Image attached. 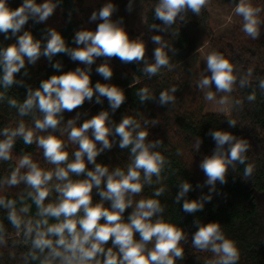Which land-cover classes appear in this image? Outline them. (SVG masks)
Wrapping results in <instances>:
<instances>
[{"label": "trees", "instance_id": "1", "mask_svg": "<svg viewBox=\"0 0 264 264\" xmlns=\"http://www.w3.org/2000/svg\"><path fill=\"white\" fill-rule=\"evenodd\" d=\"M116 12L115 18L125 26L141 27L149 36L159 35L164 45L171 69L162 67L156 75L149 76L143 71L147 64L154 60L152 44L145 49V55L140 61L123 62L119 57L101 56L102 64H107L112 76L105 79L96 69L99 64L93 60L91 65L78 60H73L67 52H59L51 58L43 54L49 39V29H53L47 20L37 21L30 17L26 24L16 35L0 33V48L16 44L18 37L25 31L33 34L35 40L41 44V55L34 63H30L25 57V65L14 74V83L8 87L0 84V129H14L23 123L26 129H32L34 139L31 144H25L22 136H17L11 152V158L0 161V178H7L17 166L18 160L23 155H29L40 167L47 170L50 164L43 155V148L36 143V137L52 134L64 142V150L69 153V161L74 159V150L65 142L62 128L69 120L75 122V126H81L86 120L91 119L101 111L109 113L106 124H111L112 133H109L110 148L99 151L95 163L106 166L109 172L115 169L127 171L132 163L131 145L121 148V137L115 133V127L125 117L131 118L139 128L136 131L145 130L148 136L145 143H152V151L161 152L165 156L166 163L159 177L155 174L150 182H146L141 171L140 182L142 191L132 195L133 204L125 209L122 219L127 222L129 215L139 199H156L160 202L162 211L152 217V221L162 219L182 230L183 237L187 234L193 236L202 224L215 222L220 225L225 237L232 240L238 250L239 259L236 264H264V89L260 87V80H264V23L260 26V35L253 40L241 29L240 24L231 31L217 34L214 32L212 17L206 6L199 14L187 10L182 13L172 25H166L155 18L154 8L158 0H111ZM223 3L236 6L239 0H221ZM23 0H9L11 8L18 7ZM42 3L43 0H36ZM56 4L55 12L61 11L63 21L57 28L65 40L68 49L82 48L83 44L75 42V34L79 29L77 19L78 8L82 6V0H53ZM254 7H260L259 19L264 21V0L252 3ZM153 41V40H152ZM151 41V42H152ZM205 44L219 51L234 65V74L237 77L233 84L231 117L217 113L206 114L205 101L201 89L198 87L200 79L197 70L199 60L198 51ZM59 64L56 68L54 65ZM77 67L90 75V86L101 83L118 87L125 96L122 104L115 110L110 106L108 98L100 96L94 91V95L72 110H63L57 113L59 123L55 128L39 130L35 128V121L43 119L44 113L38 107H33L26 115L18 111L29 95L30 91L40 88L41 82L53 75H60L73 71ZM253 69L248 76V69ZM2 75V69H0ZM245 78L247 83L240 85V79ZM175 87L176 91L171 92ZM147 88L150 99L141 101L139 92ZM168 90L174 100L167 104L159 102L160 92ZM255 95L254 100H248L249 95ZM15 100L16 106L10 101ZM240 103H236V101ZM235 120L234 126L229 124ZM132 127L131 125L129 126ZM215 130L226 131L237 140H245L248 149L243 154L245 161H239L228 166L225 174V182L219 180L214 185L207 183V176L200 167L202 160L210 156L216 148V142L211 132ZM90 139L92 129L87 130ZM4 137L0 135V139ZM96 147L102 148V142L96 141ZM225 149L228 145L226 144ZM63 162L66 165L67 162ZM86 170H94L95 163H88L85 156ZM251 165L252 173L244 175V169ZM21 174L27 171L21 169ZM73 180L86 179V173L71 174ZM106 177L102 180L100 189L105 188ZM182 182L190 184L189 191L177 201ZM49 187V185H48ZM55 189V188H54ZM160 190L161 194L155 193ZM1 196L17 201L16 208L29 206L26 214H20L25 218H37V207L28 192L32 189L21 182L17 185L0 186ZM59 194H49L45 203L55 202ZM92 203H103L105 207H111V201L105 200L94 186L91 192ZM23 197V200L20 198ZM185 200H198L203 202V208L189 213L183 210ZM8 209L0 207V223L5 228V244L0 245V264H40L39 260H32L28 256L31 243L25 241L23 234H16L15 228L7 218ZM82 213H78L80 215ZM56 218H49V223H56ZM104 223V218H101ZM134 238L139 240V233H134ZM148 242L147 248L153 247ZM113 247L111 239L106 242L105 248ZM47 251V250H46ZM118 251V248H114ZM39 254V250H36ZM214 253L210 250L196 249L183 251V256L175 258L174 264H208Z\"/></svg>", "mask_w": 264, "mask_h": 264}, {"label": "clouds", "instance_id": "2", "mask_svg": "<svg viewBox=\"0 0 264 264\" xmlns=\"http://www.w3.org/2000/svg\"><path fill=\"white\" fill-rule=\"evenodd\" d=\"M208 0H158L154 8L155 18L163 21L166 25H172L178 16L191 10L199 14ZM56 4L53 0H23L15 8L9 6V0H0V33L16 35L26 24L30 17L37 21H44L53 14ZM114 5L106 3L98 11L91 14V20L100 19L95 31L81 30L75 34V42L83 44L82 48L68 49L62 35L55 29H49V39L43 54L51 58L59 52H67L73 60L91 65L94 57L107 56L119 57L123 62L133 60L140 61L145 55V44L139 40H130L123 27L111 19ZM260 7H254L251 0H239L234 8V13L243 19L242 31L255 40L260 35V26L264 21L259 19ZM155 43H160L159 35L153 36ZM164 45L155 48L152 64H147L143 71L149 76L156 75L162 67L171 69L169 58L164 51ZM41 55V44L35 40L29 31L23 32L18 37V42L0 48V84L8 87L14 83V74L19 72L25 65V57L30 63H34ZM207 69L210 76H202L198 80V87L208 89L215 84L217 92H231L237 77L234 74V65L225 55L219 51H211L207 57ZM54 67L59 68L56 64ZM96 71L105 79L112 76V71L107 64L97 67ZM253 69H248V76L252 75ZM247 83L245 78L240 79V85ZM260 87L264 89V80H260ZM94 91L100 96L108 98L113 110L117 109L125 99L124 93L116 86H108L96 83L90 86V75L77 67L73 71L60 75H53L41 82L40 88L30 91L28 98L19 105L18 111L26 115L33 107L44 113L43 119L35 121V128L44 130L55 128L59 123L57 113L63 110H72L81 105L85 99L91 100ZM176 88L172 87L171 92ZM141 101L150 99L147 88L139 92ZM206 101H214L215 94L212 91L204 93ZM248 100H254L255 95H249ZM174 100L168 90L160 92L159 102L167 104ZM10 103L16 106V101ZM218 103L224 105L227 98L222 97ZM240 103V101H236ZM223 111L224 109H220ZM109 113L101 111L91 119L86 120L81 126H75L73 120L68 121L70 131L69 139L79 144V149L74 152V159L69 161V153L64 150V142L56 136L36 137V143L43 148V155L47 161L55 165L53 170H45L32 160L29 155L19 158L17 166L7 178H0V186H13L25 182L32 191L28 196L37 207L36 217L25 218L20 214L29 212V206L16 208L17 201L0 196V207L8 209L7 218L16 230V234H23L25 241L31 243L28 256L32 260H39L40 264H174L175 258L183 256V249L179 246L184 238L183 232L175 225L162 219L152 221V217L162 211L160 202L156 199H139L135 203L134 210L129 215L127 222L122 219L125 209L133 204L132 195L140 193L143 184L140 182L141 171L144 179L150 182L155 174L159 177L166 163L165 156L161 152L152 151V143H145L148 132L136 131L139 128L131 118L125 117L115 127V133L120 137V147L131 145L133 156L132 163L127 171L120 168L109 172L106 166L95 163L99 151L110 148L108 138L111 131L106 125ZM229 124L234 126L235 120ZM132 126L131 128L129 126ZM92 129L90 139L87 130ZM0 161L11 158L12 148L17 136H22L25 144H31L34 139L32 129H26L23 123L14 129H0ZM216 142V148L210 156L205 157L200 167L207 176V183L214 185L217 180L225 182V174L228 166L236 161L243 164L248 149L245 140H237L226 131L215 130L211 132ZM96 141L102 142V148L96 147ZM228 145L225 149V145ZM85 156L88 163H95L94 170H86ZM69 161L66 165L63 162ZM27 171L21 174V169ZM253 169L249 165L244 169V175H251ZM79 175L86 173V179L73 180L71 174ZM106 177L105 188L100 189L102 180ZM55 178V191L59 194L55 202L45 203L49 196V182ZM96 187L105 200L111 201V207H105L103 203H92V189ZM190 184L182 182L177 201L180 200L190 189ZM160 190L155 195L159 196ZM23 200V197L20 198ZM185 212H195L203 208V202L198 200H185L183 203ZM78 213H82L77 215ZM56 218V223H49V218ZM104 218V223H101ZM134 233H139L140 239L134 238ZM5 228L0 223V245L5 244ZM111 239L113 247L105 248L106 242ZM154 241V246L147 248L148 242ZM192 243L201 250H210L216 255V259L208 264H236L239 259L238 250L234 242L225 237L220 225L215 222L202 224L193 234ZM118 248V251H114ZM36 250H39L37 254ZM47 250V251H46Z\"/></svg>", "mask_w": 264, "mask_h": 264}, {"label": "rangeland", "instance_id": "3", "mask_svg": "<svg viewBox=\"0 0 264 264\" xmlns=\"http://www.w3.org/2000/svg\"><path fill=\"white\" fill-rule=\"evenodd\" d=\"M256 1L258 0H251V3H254ZM108 2H112V1L111 0H82V6L79 7L77 11V19L80 25L77 31H81V30L95 31L97 28V25L102 21L100 19L91 20L90 19L91 14L94 11H98L102 6H104ZM206 8L212 17L214 32H216L217 34L231 31L235 26L240 24L241 17L234 13V8H235L234 5L223 3L221 0H208ZM115 14L116 12L114 11L112 13L111 19L114 22H116L119 26L124 28L130 40L142 41L145 44V49L148 48L149 44H152L154 50L155 48L160 47L162 45L161 42L158 44L152 41V36L146 35V33L142 30L141 27H135L132 25L125 26L122 22H120L119 20L115 18ZM46 20L50 25H53L54 26L53 29H55L59 26V24L62 23L63 14L61 11H59V13L54 11L53 14L50 15ZM211 51H213V48L209 44H205L198 51L199 60L197 64V70L199 72L200 78H202V76L211 75V71L207 69V62H206V57ZM94 60L99 64V66L102 65L103 63V59L101 56L94 57ZM209 90L215 94V99L214 101H211V102L206 101L204 98V93ZM201 92H202V96L205 101L204 112L206 114L217 113V114L225 115L227 117H231L232 110H233L232 91L230 93L229 92H217L216 86L213 83L209 86L208 89H205V90L201 89ZM222 97L227 98V103L224 105H220L218 103V101ZM220 109H224V110L221 111ZM106 125L109 126L111 129L110 123ZM69 131H70V126L68 124H65L62 128L65 142L69 144L74 151H77L79 149V144L69 139V136H68ZM111 133H112V129L110 131V134ZM55 167H56L55 165H51L49 168H47V170L54 171ZM57 182L58 181H56L55 178L53 179V181L49 182V188H50L49 194H52V195L58 194L54 189V185ZM1 195H2V192L0 191V196ZM192 239H193V236L187 234L180 241L179 246L182 247L183 251H186L189 249V250H192L193 252H196L197 247L193 245ZM151 244L154 246V241H152ZM216 258L217 257L214 254L213 258L210 260H213ZM210 260H208V262Z\"/></svg>", "mask_w": 264, "mask_h": 264}]
</instances>
